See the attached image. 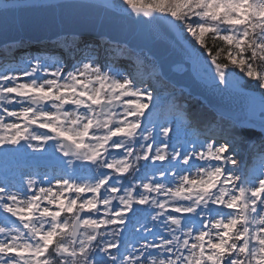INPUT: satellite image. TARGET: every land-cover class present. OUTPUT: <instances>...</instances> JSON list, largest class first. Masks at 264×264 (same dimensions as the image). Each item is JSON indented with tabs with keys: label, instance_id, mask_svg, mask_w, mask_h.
Segmentation results:
<instances>
[{
	"label": "snow or ice",
	"instance_id": "obj_1",
	"mask_svg": "<svg viewBox=\"0 0 264 264\" xmlns=\"http://www.w3.org/2000/svg\"><path fill=\"white\" fill-rule=\"evenodd\" d=\"M58 7L164 21L202 79L244 95L254 82L264 128V0H25L2 14ZM98 47L71 66L3 55L0 158L54 164L0 176V264H264V143L248 144L259 169L241 168L235 124L198 121L149 54L120 72Z\"/></svg>",
	"mask_w": 264,
	"mask_h": 264
},
{
	"label": "water",
	"instance_id": "obj_2",
	"mask_svg": "<svg viewBox=\"0 0 264 264\" xmlns=\"http://www.w3.org/2000/svg\"><path fill=\"white\" fill-rule=\"evenodd\" d=\"M24 2L25 0H0V48L10 44L50 42L59 38L95 34L98 22L107 18L116 22L115 27L103 33L101 38L125 46L135 54H149L155 59L158 72L163 71L165 74V82L174 89L198 100L216 116L223 117L237 127L260 131L264 137V128L259 123V111L255 117L251 115L255 112V103L260 102L259 93L247 91V95H244L237 90H223V86L216 87L212 82L200 79L195 72L196 66L173 43L164 21L129 20L116 14L113 9L103 7L14 9L6 16L2 14L5 5L12 9L14 5ZM51 2L86 5L102 4L105 0ZM117 23L120 26L118 31ZM42 157L44 156H30L29 159L45 165L54 163L51 159Z\"/></svg>",
	"mask_w": 264,
	"mask_h": 264
},
{
	"label": "rangeland",
	"instance_id": "obj_3",
	"mask_svg": "<svg viewBox=\"0 0 264 264\" xmlns=\"http://www.w3.org/2000/svg\"><path fill=\"white\" fill-rule=\"evenodd\" d=\"M5 1H12V0H5ZM95 23V22H94ZM114 23L111 22L109 19L105 18L98 22L97 31L95 34L88 33L90 35H85L82 37H66V38H59L56 40H53L52 43H29L27 42L20 43L19 45H6L3 48H0V62L3 61V55L8 50L11 49L15 52V56L18 61H22L25 59V55L30 57H35L36 59L44 60L46 63H52L57 60H63L65 61L69 66L72 65L73 60L71 57L74 55L76 57L75 51L76 47H72L71 45L75 43L76 45L79 42L84 43V45H99L97 52H98V63L101 65H109L114 71H120V72H133L135 71L134 65L132 61L134 60H124L120 55V49L118 45L115 44H106V45H100L99 39H101V35L111 29H114ZM120 29L119 24L117 23V31ZM122 29V28H121ZM59 41H63L64 43H58ZM65 45H68V47H65ZM118 46V47H117ZM52 50H51V49ZM84 49V48H83ZM85 54L84 51H82L81 56ZM94 57L96 56V53L92 54ZM80 58V57H79ZM76 57V59H79ZM72 61V62H71ZM36 60H33L32 63L34 64ZM21 66L23 64L21 63ZM151 70V65H149ZM105 71L108 70L107 67L104 69ZM157 71V67H156ZM200 75L199 69L196 70ZM158 72V71H157ZM207 82H211L210 80H206ZM167 95V93H165ZM166 104H164L163 107H165ZM260 109V103L258 102L256 105V110L259 111ZM149 111H151L149 109ZM168 115L167 109L165 111H161V119H164ZM264 143V140L261 142ZM29 154H33L32 150H27L26 153L22 154H9L7 159H3L2 162H0V176H3L5 173L9 176L10 179H13L14 181H19L20 176L19 172L27 170L29 167L34 169H39L40 171H43L44 169H41V167L31 165L28 161H26V156ZM40 154V153H35ZM253 153L245 154L244 159L242 161V168H248V169H256L258 170L261 162L253 161L251 162L250 156ZM15 219V218H13Z\"/></svg>",
	"mask_w": 264,
	"mask_h": 264
},
{
	"label": "trees",
	"instance_id": "obj_4",
	"mask_svg": "<svg viewBox=\"0 0 264 264\" xmlns=\"http://www.w3.org/2000/svg\"><path fill=\"white\" fill-rule=\"evenodd\" d=\"M113 4L118 6L121 3V0H112ZM101 44H107L105 40L100 41ZM211 43V41H209ZM120 53L119 55L124 60H133L135 59V54L127 50L125 47H119ZM223 62V61H222ZM148 70H150V67L148 66ZM246 88L249 90H256L254 82H247ZM168 92H174V90L168 85ZM175 95L180 99V102L184 104L188 110L193 114V116L198 120L203 122L204 124H207L209 122H212L213 120L219 121L221 118L216 117L210 110H208L206 107H204L200 102L195 100H187L183 92H174ZM167 109V105L162 108V112ZM223 122L227 125H233L227 120L223 119ZM236 133L238 138H243L245 143L241 145V148L239 149L240 155L238 156V160L240 161V167L242 168V161L244 159L245 154L251 153L248 150V144H255L259 145L263 141L260 137L261 134L258 132H255L251 129L246 128H238L236 127ZM251 162L253 161H261L258 156L252 154L250 156ZM258 159V160H257Z\"/></svg>",
	"mask_w": 264,
	"mask_h": 264
},
{
	"label": "bare ground",
	"instance_id": "obj_5",
	"mask_svg": "<svg viewBox=\"0 0 264 264\" xmlns=\"http://www.w3.org/2000/svg\"><path fill=\"white\" fill-rule=\"evenodd\" d=\"M44 42V41H43ZM50 43H52V41H50ZM85 49V45H84V43H82V42H79L78 44H77V47H76V51H75V54H76V57L77 58H79V57H81V53H82V51H84V49ZM51 49V48H50ZM52 50V49H51ZM72 62V61H71ZM166 84H168V83H166ZM168 85H170V87L172 88V89H174V87L171 85V84H168ZM174 91L176 92V93H178V92H180L179 90H176V89H174ZM185 95V94H184ZM185 97L186 98H188L189 100H195V99H193V98H191V97H189V96H186L185 95ZM196 101V100H195Z\"/></svg>",
	"mask_w": 264,
	"mask_h": 264
}]
</instances>
